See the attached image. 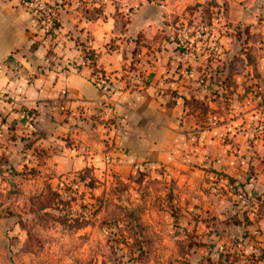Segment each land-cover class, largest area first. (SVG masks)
Returning <instances> with one entry per match:
<instances>
[{
  "label": "rangeland",
  "instance_id": "1",
  "mask_svg": "<svg viewBox=\"0 0 264 264\" xmlns=\"http://www.w3.org/2000/svg\"><path fill=\"white\" fill-rule=\"evenodd\" d=\"M21 1L33 19L30 37L47 50L59 40L58 33L55 38L42 33L50 30L52 17L65 21L61 28L76 41L73 47L90 45L88 31L80 34L84 21L109 17L115 34L102 50L122 47L128 58L110 78L112 91L92 80L110 94L145 89L151 83L147 68L160 61L219 64L218 85L190 87L192 94L166 85L173 76H163L166 82L156 84L155 93L168 98L160 104L193 110L194 135L221 124L222 141L234 152L241 136L256 154L264 149V0ZM133 20L139 27L131 36ZM202 30L215 33L217 48L203 51L214 59L197 57L191 46L172 48L170 36L182 43L193 34L204 37ZM182 53L183 59L175 56ZM55 59L61 69L67 67L62 56ZM184 95L195 96L186 104ZM102 124L105 141L97 158L88 147L80 151L90 163L56 173L37 162L0 158V264H264V152H239L242 179L205 162L202 180L189 176L186 184L166 163L112 161L119 120ZM220 177L239 184L230 190L217 182Z\"/></svg>",
  "mask_w": 264,
  "mask_h": 264
},
{
  "label": "crops",
  "instance_id": "2",
  "mask_svg": "<svg viewBox=\"0 0 264 264\" xmlns=\"http://www.w3.org/2000/svg\"><path fill=\"white\" fill-rule=\"evenodd\" d=\"M30 13L21 0H0V158L4 161L18 158L22 164L37 162L38 168L48 166L56 173L71 169L79 162L90 163V157L80 153L82 147L95 150L94 158H97L105 141L106 129L102 123L114 119L120 125L113 133L112 161L123 162L124 166L142 160L155 165L166 163L172 173L180 175V182L184 179L186 184L189 176L197 183L202 180L201 166L205 162L229 172L232 177L244 178L239 174L242 172L239 152L256 153L242 136L235 145L236 154L230 143L222 141L225 131L221 128H226L223 125L194 135L193 110L186 113L178 103L160 104L168 96H157L155 88L166 82L163 76L177 75V63L150 64L146 73L152 84L145 89L107 93L90 78V65L77 70L61 69V64L55 62L56 57L71 56L75 52L73 39L65 33V28L59 33L55 50L46 54V45L30 37L33 20ZM138 17L141 21V16ZM84 23L85 29L80 34H90V46L98 50L97 63L115 78L128 58L122 47L113 52L102 50L105 41L115 34L109 17H96ZM128 26V35L133 36L139 25L133 20ZM200 63L195 62L186 75L192 74ZM170 78L166 85L186 87L183 89L187 94L198 83L189 77ZM262 148L256 156L264 152ZM232 177H220L217 182L230 190L236 189L239 181ZM178 192L181 194L182 190Z\"/></svg>",
  "mask_w": 264,
  "mask_h": 264
},
{
  "label": "trees",
  "instance_id": "3",
  "mask_svg": "<svg viewBox=\"0 0 264 264\" xmlns=\"http://www.w3.org/2000/svg\"><path fill=\"white\" fill-rule=\"evenodd\" d=\"M49 8V7H48ZM46 12V10H45ZM46 15H49V12L45 13ZM38 15L39 17L37 18L38 21H41L42 18H44V15ZM51 27L50 30H44L43 36L47 34V32L54 36L55 33H60L61 31V27L64 25V20L57 18L56 17H52L51 19ZM41 26V25H40ZM204 33V37L200 38L198 36L200 35H192L191 38H189V41H185V42H177L176 40L172 39L173 37H169L170 39V43H174L172 48H176V51H179V49L181 47H192V49L194 50V53H197V57L199 56H206L209 59H214L211 58L210 53L209 52H203L205 50L206 46H210L211 48H217V46L214 47V43H213V39H211L212 37H216L215 33H211L210 30H202ZM201 32V31H200ZM56 36V35H55ZM54 36V38H55ZM33 38V35H32ZM208 39V40H206ZM204 41V42H203ZM55 42V41H54ZM52 42L50 48L47 50V55H49V53L51 54V52L53 50H55V48L57 47V42L56 44ZM74 44L76 43V41H74ZM78 44V42H77ZM179 46V47H176ZM75 47V52L74 54H72L71 56H66L63 57L66 62H67V67L66 68H71V69H79L80 66L82 65V63H88L91 66V76L93 77L92 80L94 82H100L101 83V87L105 88L108 91H112L113 87H112V81H111V77L108 73L105 72L104 68L97 63L95 56V49H93L90 45L88 44H83L82 47H78V45L74 46ZM61 56V55H60ZM178 58H184L185 54L182 53L181 57L180 55H175ZM194 63L190 62V61H186V60H182V61H177V67H179L178 70H176L177 76H173L171 77L170 80H180L182 78H186L189 77L190 79L193 78L194 80H197L198 83L195 86H200V85H212L217 86L218 85V81H219V73H220V66L219 64L215 63L214 61H209L207 59L206 62H201L199 65L200 67H198L197 69H195L193 71L192 74H189V76L186 75V72H189V68H191V66ZM175 92V91H174ZM192 94V93H191ZM195 95H191L190 97H187L186 95L183 96L184 98V102L186 104H189L191 102V98H194Z\"/></svg>",
  "mask_w": 264,
  "mask_h": 264
},
{
  "label": "built area",
  "instance_id": "4",
  "mask_svg": "<svg viewBox=\"0 0 264 264\" xmlns=\"http://www.w3.org/2000/svg\"><path fill=\"white\" fill-rule=\"evenodd\" d=\"M26 4H28V5H29V4H32V3H29V2L27 1V2H26ZM35 5H37V3H35Z\"/></svg>",
  "mask_w": 264,
  "mask_h": 264
}]
</instances>
